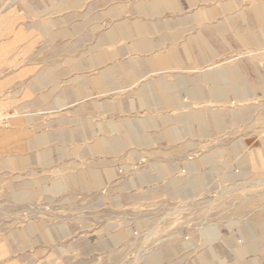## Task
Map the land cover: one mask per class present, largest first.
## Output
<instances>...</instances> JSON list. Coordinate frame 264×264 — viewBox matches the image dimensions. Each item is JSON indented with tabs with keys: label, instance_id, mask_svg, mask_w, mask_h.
Segmentation results:
<instances>
[{
	"label": "rangeland",
	"instance_id": "374dc122",
	"mask_svg": "<svg viewBox=\"0 0 264 264\" xmlns=\"http://www.w3.org/2000/svg\"><path fill=\"white\" fill-rule=\"evenodd\" d=\"M0 264H264V0H0Z\"/></svg>",
	"mask_w": 264,
	"mask_h": 264
},
{
	"label": "crops",
	"instance_id": "0c3cea01",
	"mask_svg": "<svg viewBox=\"0 0 264 264\" xmlns=\"http://www.w3.org/2000/svg\"><path fill=\"white\" fill-rule=\"evenodd\" d=\"M156 1H158V2H163L164 4H170V3H172V0H156ZM257 15H260V13H257ZM260 17V16H259ZM112 37L114 38L115 36L114 35H112ZM115 39V38H114ZM217 234V233H216ZM216 234L213 232V236L215 235L216 236ZM212 236V238H214ZM208 245H209V243H208ZM243 253H244V249H242V248H240V249H238V251L236 252V255L237 256H242L243 255Z\"/></svg>",
	"mask_w": 264,
	"mask_h": 264
},
{
	"label": "bare ground",
	"instance_id": "6f19581e",
	"mask_svg": "<svg viewBox=\"0 0 264 264\" xmlns=\"http://www.w3.org/2000/svg\"><path fill=\"white\" fill-rule=\"evenodd\" d=\"M260 17H261V15H259ZM227 74V73H226ZM230 75V74H229ZM224 77L226 78V76L224 75ZM224 77H221V78H223L224 79Z\"/></svg>",
	"mask_w": 264,
	"mask_h": 264
}]
</instances>
